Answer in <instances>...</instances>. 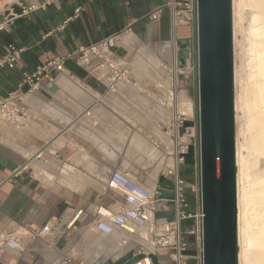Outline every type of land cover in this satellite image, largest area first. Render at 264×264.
Returning a JSON list of instances; mask_svg holds the SVG:
<instances>
[{
    "label": "crops",
    "instance_id": "1",
    "mask_svg": "<svg viewBox=\"0 0 264 264\" xmlns=\"http://www.w3.org/2000/svg\"><path fill=\"white\" fill-rule=\"evenodd\" d=\"M167 1L59 0L46 10L21 16L23 7L39 6L43 0H0V21L17 16L0 38V54L9 44L24 50L19 62L0 70V98L15 91L24 74L41 63L111 36L118 58L131 72L128 82L110 89L104 82L106 72L95 60L94 72L68 61L65 73L52 72L51 80L27 96L31 119L23 129L0 124V235L16 232L25 248L3 249L0 264H68V258L133 264L157 238L156 228L174 218L173 181L166 175L172 159L164 103L173 54ZM158 9H164L160 18L151 19ZM192 34L191 28H181L179 40ZM187 126L197 127L192 115ZM115 170L169 201L168 211L147 212L149 225L132 223V236L121 229L112 235L95 229L96 207L117 214L126 206L123 195L108 187ZM181 175L198 180L196 145L190 147ZM189 201L190 211L198 212L197 197L192 194ZM80 210L84 212L77 231L56 239L52 248L27 234L53 216L70 218ZM195 226L194 220L184 222L183 233L189 237V256L197 258L199 245L189 235ZM123 240L126 244L119 247ZM152 259L154 264H171L164 254Z\"/></svg>",
    "mask_w": 264,
    "mask_h": 264
},
{
    "label": "built area",
    "instance_id": "2",
    "mask_svg": "<svg viewBox=\"0 0 264 264\" xmlns=\"http://www.w3.org/2000/svg\"><path fill=\"white\" fill-rule=\"evenodd\" d=\"M59 0H43L41 5H30L22 8V15H29L40 10H46ZM169 21V43L173 48L170 63V88L167 99L164 103L169 113V125L166 133L171 142L169 156L172 159V166L167 169L166 175L173 181V197L171 203L175 208L173 219L166 221L156 228L158 236L149 243V246L142 249L139 254L141 258L133 264H154L152 255H167L171 264H203L202 257V199L200 176L196 185H188L181 175V168L185 163L188 151L198 138V126H187L189 116L181 111V105L185 102L181 99V88L179 85L182 71L178 68V35L181 28L189 27L197 31L198 24V0H168L165 8ZM164 9L156 10L151 19L158 20ZM81 10H77L78 15ZM17 16L6 17L0 21V38L4 33L12 29ZM115 37H107L99 42L88 46H81L78 49L63 57H54L38 65L33 71L24 74L18 88L7 97L0 98V124L9 125L17 129H23L31 119V114L26 106V98L33 95L42 87V83L51 80L52 72L65 73L66 63L73 61L80 67L94 72L95 60L99 68L106 72L104 82L110 89H114L124 82H128L130 76L129 66L120 60L115 52ZM24 50L14 44H9L6 52L0 54V70L12 66L22 59ZM183 101V102H182ZM108 187L120 192L125 200V207L117 214L111 213L103 206L96 207L95 229L105 235H112L116 229L125 231L128 236L136 234L132 223L138 225H149L147 212L158 210L168 211V200L160 199L157 190L147 188L138 183L128 175L119 170L113 171L108 177ZM188 190H191L199 201L200 209L196 213L190 211ZM83 210L76 211L70 218L53 216L42 227L32 229L27 234L33 240H43L52 248L54 241L60 237L67 236L78 229V222ZM194 220L195 229L189 235L195 237L199 245L198 257H191L188 254V244L184 239L183 223ZM126 240H123L119 247H123ZM3 249L24 251L20 238L16 232L0 235V252ZM68 264H89L84 261L67 259Z\"/></svg>",
    "mask_w": 264,
    "mask_h": 264
},
{
    "label": "water",
    "instance_id": "3",
    "mask_svg": "<svg viewBox=\"0 0 264 264\" xmlns=\"http://www.w3.org/2000/svg\"><path fill=\"white\" fill-rule=\"evenodd\" d=\"M196 34L203 264H239L233 0H198ZM191 58L178 40V68Z\"/></svg>",
    "mask_w": 264,
    "mask_h": 264
},
{
    "label": "bare ground",
    "instance_id": "4",
    "mask_svg": "<svg viewBox=\"0 0 264 264\" xmlns=\"http://www.w3.org/2000/svg\"><path fill=\"white\" fill-rule=\"evenodd\" d=\"M245 7L251 15L247 54L252 57L247 63H253L254 73L247 86L252 76L244 78L234 65L235 87L241 88L235 95L236 124L240 127L236 133L239 264H264V0H233L235 34ZM183 104L181 111L190 116L193 104Z\"/></svg>",
    "mask_w": 264,
    "mask_h": 264
},
{
    "label": "rangeland",
    "instance_id": "5",
    "mask_svg": "<svg viewBox=\"0 0 264 264\" xmlns=\"http://www.w3.org/2000/svg\"><path fill=\"white\" fill-rule=\"evenodd\" d=\"M247 8V9H246ZM249 9V10H248ZM243 12L241 13V15H239V25L236 28V34H235V28H234V65H236L238 67V72L240 74L243 75L244 78L246 79H251L249 80V82L246 80V85L250 86L252 84L253 81V73H254V68H253V63L252 62H248V59L250 57H252V54H247L248 53V49H249V35L248 32V28H249V21H250V8L249 7H245L244 10H242ZM242 18V19H241ZM244 20V21H243ZM247 26V27H246ZM244 30V31H243ZM246 31V32H245ZM248 31V32H247ZM191 49H192V58L190 61L189 66L182 71V78H180V88H181V99H183L185 102H190L193 104V108L189 109V113L190 115H192L193 120L197 123L198 126V67H197V34H196V30L193 31V34L191 35ZM248 45V46H247ZM248 47V48H247ZM247 51H246V50ZM245 50V51H244ZM248 58V59H247ZM251 60V58L249 59ZM235 67V66H234ZM253 69V70H252ZM241 71V72H240ZM169 72H170V67H169ZM240 89V90H239ZM235 95L237 96V92L241 91V88L235 87ZM245 120V119H244ZM242 123H246L243 122ZM237 125V124H236ZM240 130V127L237 125L236 126V133L238 134ZM237 135H236V139H237ZM194 144H197L198 147V138L196 140V142ZM199 149V147H198ZM186 182L192 186V185H196L197 179L193 180V181H187ZM188 197L192 196V192L191 190H188ZM185 230V228H184ZM185 241H189V237L188 236H184ZM194 257V254L192 255V258Z\"/></svg>",
    "mask_w": 264,
    "mask_h": 264
},
{
    "label": "trees",
    "instance_id": "6",
    "mask_svg": "<svg viewBox=\"0 0 264 264\" xmlns=\"http://www.w3.org/2000/svg\"><path fill=\"white\" fill-rule=\"evenodd\" d=\"M178 38H179V35H178ZM186 39L191 40V37H187Z\"/></svg>",
    "mask_w": 264,
    "mask_h": 264
}]
</instances>
